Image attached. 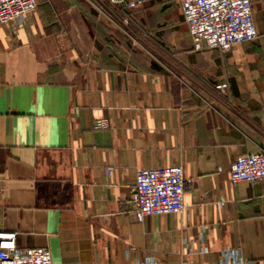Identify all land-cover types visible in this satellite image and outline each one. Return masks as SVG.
<instances>
[{
  "label": "crops",
  "instance_id": "crops-1",
  "mask_svg": "<svg viewBox=\"0 0 264 264\" xmlns=\"http://www.w3.org/2000/svg\"><path fill=\"white\" fill-rule=\"evenodd\" d=\"M109 6L37 0L0 23V231L53 264H264V179H229L264 148V0L256 38L226 51L192 46L179 0H145L133 25L157 58ZM167 165L191 179L183 210L141 215L135 172Z\"/></svg>",
  "mask_w": 264,
  "mask_h": 264
},
{
  "label": "built area",
  "instance_id": "built-area-1",
  "mask_svg": "<svg viewBox=\"0 0 264 264\" xmlns=\"http://www.w3.org/2000/svg\"><path fill=\"white\" fill-rule=\"evenodd\" d=\"M144 1L109 0L110 8H99V11L133 39L129 11ZM179 4L195 49L219 47L226 51L236 43L257 36L252 0H179ZM36 7L37 0H0V23L20 22ZM105 125L103 119L93 121L96 128ZM229 179L231 183L264 179V148L237 155L230 165ZM186 182L191 179L185 178L179 165L141 168L135 172L130 200L141 215L179 213L184 208ZM15 238V231H0V264H53L47 247H22L16 244ZM225 256H230L229 251Z\"/></svg>",
  "mask_w": 264,
  "mask_h": 264
},
{
  "label": "rangeland",
  "instance_id": "rangeland-1",
  "mask_svg": "<svg viewBox=\"0 0 264 264\" xmlns=\"http://www.w3.org/2000/svg\"><path fill=\"white\" fill-rule=\"evenodd\" d=\"M131 30H132V35L134 36L135 39L134 38L132 39L131 37L127 36L122 32L126 37L127 41H129L133 47L145 51L147 55L157 58L158 56L155 54L154 50L152 49L151 43L149 41L148 30H146L145 28L139 29L138 27L135 26H132Z\"/></svg>",
  "mask_w": 264,
  "mask_h": 264
},
{
  "label": "trees",
  "instance_id": "trees-1",
  "mask_svg": "<svg viewBox=\"0 0 264 264\" xmlns=\"http://www.w3.org/2000/svg\"><path fill=\"white\" fill-rule=\"evenodd\" d=\"M129 14H130L131 25L134 26L133 25V18H132V11H129Z\"/></svg>",
  "mask_w": 264,
  "mask_h": 264
}]
</instances>
